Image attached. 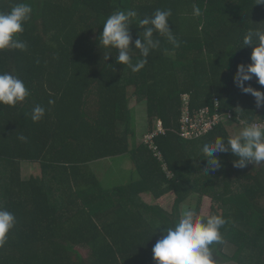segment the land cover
<instances>
[{
    "label": "trees",
    "instance_id": "trees-1",
    "mask_svg": "<svg viewBox=\"0 0 264 264\" xmlns=\"http://www.w3.org/2000/svg\"><path fill=\"white\" fill-rule=\"evenodd\" d=\"M21 2L33 8L20 35L27 51H0V73L18 76L30 92L15 107L0 105V208L16 217L0 248V264H157L153 246L194 194L197 215L209 197L207 216L228 221L223 243L212 246L214 264H264V162L256 171L238 169L231 152L218 153L222 167L212 171L201 151L205 137L226 142L227 126L236 118L199 139L178 133L182 93L190 94L193 110L219 97L246 121L264 118V107L255 101L240 103L243 92L234 82L238 65L252 62L254 46L243 39L249 31L264 30V5L257 0H0V12ZM157 9H171L169 27L179 46L154 33L160 45L141 71L117 63V50L99 46L103 22L115 12L135 10L134 48L144 31L138 20ZM137 58L139 50L133 63ZM255 79L245 86L255 87ZM134 96L148 102L153 116L148 132L159 120L166 129L155 141L175 173L171 179L142 141L131 147ZM36 105L45 115L34 123ZM124 155L132 156L136 169L125 183L115 184L104 166L101 178L93 169L101 159ZM23 161L39 163L42 175L24 179ZM228 169L236 172L240 200L235 195L224 202L215 192L230 187L219 180H228L222 174ZM169 194L171 208L163 202ZM226 244L235 247L233 254Z\"/></svg>",
    "mask_w": 264,
    "mask_h": 264
},
{
    "label": "clouds",
    "instance_id": "clouds-1",
    "mask_svg": "<svg viewBox=\"0 0 264 264\" xmlns=\"http://www.w3.org/2000/svg\"><path fill=\"white\" fill-rule=\"evenodd\" d=\"M256 4L264 5V0H257ZM195 13L200 14L199 8H195ZM32 14L33 8L24 2L15 4L8 12H0V51H27L28 45L20 39V35L25 30V24L31 20ZM171 15V9H157L152 16L139 19L138 27L143 28L144 31L140 33V38L135 40L133 48L130 26L133 18L137 17V12L135 10L115 12L103 22V32L98 38L99 46L102 49L117 50L116 62L127 66L132 72H139L148 63L152 50L160 45V41L153 38L154 33L166 37L173 45L179 46V41L169 27ZM243 44L254 46L251 53L252 62L247 66L238 65L234 82L243 93L255 97L257 108H262L264 91L252 87L251 84L245 86V82L256 77L257 82L264 86V30L249 31L244 36ZM135 50H139V58L133 63ZM110 55L104 56V59L108 60ZM29 95L30 92L24 81L18 76L7 72L0 73V105L15 107ZM49 103L52 104L54 101L50 100ZM44 115L45 108L36 105L32 109L31 119L34 123L39 122ZM242 126L244 127L239 133L229 136L226 142L217 137L214 142L203 145L201 151L207 159V169L215 171L222 167L218 153L231 152L238 158L233 161V166L238 169H243L249 164L264 162V124L245 122ZM18 139L22 142L27 141L24 135H20ZM227 223L222 215L212 214L203 217L197 215L194 209L185 208L173 227L163 229L162 237L153 246V258L157 264H214L212 246L223 243L221 230ZM15 224V215L0 208V248L8 242Z\"/></svg>",
    "mask_w": 264,
    "mask_h": 264
},
{
    "label": "built area",
    "instance_id": "built-area-1",
    "mask_svg": "<svg viewBox=\"0 0 264 264\" xmlns=\"http://www.w3.org/2000/svg\"><path fill=\"white\" fill-rule=\"evenodd\" d=\"M181 98V119L178 133L182 138L187 140L202 138L212 132L225 120H234V118H236V121L240 125H244L245 122L264 124V118L250 122L246 121V119L241 118L233 108L223 107L222 101L219 97H213L212 104H208L195 110H193L191 106L189 93H182ZM165 130L166 129L161 120H159L157 129L144 135L143 144L147 146L153 156L161 164V168L166 177L171 179L175 176V173L169 168L162 150L155 141V138L159 134L165 133Z\"/></svg>",
    "mask_w": 264,
    "mask_h": 264
},
{
    "label": "rangeland",
    "instance_id": "rangeland-1",
    "mask_svg": "<svg viewBox=\"0 0 264 264\" xmlns=\"http://www.w3.org/2000/svg\"><path fill=\"white\" fill-rule=\"evenodd\" d=\"M228 1L230 0H225V3H227ZM232 2V0H231ZM255 83V87L253 85L254 88L260 90L262 89L264 91V86L260 85L258 82H257V79H255L254 81ZM243 98L245 101H243L241 99L240 103H244L246 104L247 106H250L253 101L256 102L255 100V97H253L251 94H245L243 93ZM145 103L147 104L148 102L146 100H144ZM134 102H136V99H134ZM135 107H136V104H135ZM243 108H245V106H243ZM147 107L145 106L144 107V116H142L140 119H144L142 125H147V127L149 126V122H148V119H153V116L151 114H149L147 112ZM236 110V109H234ZM135 111H136V108H135ZM134 111V114H133V125H135V122H136V113ZM237 114L243 118L245 117L244 115L242 116L240 113L237 112ZM135 115V116H134ZM137 117L139 118V115L137 113ZM249 122V120H247ZM238 123V122H237ZM230 123L228 126H227V129L228 131H230V134L231 136H235L239 133V131L244 127L242 125H240L239 123ZM135 127V126H134ZM151 124H150V128H151ZM148 130V128L146 129ZM148 132V131H147ZM146 134V133H145ZM136 136L135 134L131 137V146H134V140H135ZM138 138V137H137ZM217 138V137H216ZM139 139V138H138ZM142 143H143V140H144V135L143 137L140 138ZM140 139H139V145H140ZM147 147V146H146ZM122 157V160L123 161H126L127 162V167H129L131 164H132V161H131V158L132 156L130 155H124V156H121ZM116 158V157H115ZM32 166H28V163L23 167L24 169L22 170V174L25 176V177H31L33 174H36L38 176H41L42 175V166L38 164V168H35L36 164H31ZM94 165V171L97 173V175L99 176V178H101V160L99 162H96L93 164ZM258 165L259 164H249L247 167H245V169L247 170H251V171H256L258 169ZM221 170V169H220ZM230 170V171H229ZM106 171H107V168H106ZM116 170L114 169H110V177L112 179H116L115 178V174H113ZM135 174L136 175V169H135V165H131L130 169H128L127 171H123L122 174V178L123 180H125L124 178L128 179L130 177V175ZM224 175H226V177H228V180H226L225 178H220L221 176H219V180L221 182L222 185H224L227 182L230 183V187H215V192H217L218 194H220L221 196L225 197V200L224 202L228 201L231 197H235V195L237 196V198H239V200L241 199V187L238 186V180H237V176H236V172L235 171H232L231 169H228L226 170L224 173H222ZM216 176H218V174H216ZM172 197L170 194L167 195V198H163V202L167 201L168 203V206L169 208H171V204H172V199L170 198ZM170 198V199H169ZM167 199V200H166ZM197 202H198V195L197 194H194L186 203L185 205L183 206V210L185 208H192L195 210L196 212V206H197ZM223 201H219V204H223L224 203ZM242 202V200L240 201ZM211 205H212V200L209 198V197H206V198H203V203H202V208H201V212H199V215L200 216H207L208 214L211 213ZM171 206V207H170ZM4 208V207H3ZM5 209V208H4ZM197 214V212H196ZM225 251L229 254H233L234 253V249L235 247L231 244H226L225 246ZM224 264H238L236 262H226Z\"/></svg>",
    "mask_w": 264,
    "mask_h": 264
},
{
    "label": "crops",
    "instance_id": "crops-1",
    "mask_svg": "<svg viewBox=\"0 0 264 264\" xmlns=\"http://www.w3.org/2000/svg\"><path fill=\"white\" fill-rule=\"evenodd\" d=\"M134 99H136V102H134ZM135 104H136V107H135ZM147 107L145 101H139L137 99L136 96L132 97V100H131V104H130V107H131V110L134 114V111H135V108H136V122H135V125H133V127L135 128V140H134V146H131L133 148L137 147V145H139V139L147 132L150 130V124L149 126L147 127V125H142V123L144 122L143 120L144 119H140L142 116H144V107ZM147 110V109H146ZM137 113L139 115V118L137 117ZM135 116V115H134ZM148 122H149V119H148ZM148 128V130H146ZM139 139H138V138ZM208 137H205L202 139V141H204V143H210V142H207L208 141ZM140 142H141V139H140ZM147 148V147H146ZM148 149V148H147ZM149 150V149H148ZM28 163V166L30 168V166H32L31 164H36L34 166H36L35 168H38V164L37 162H30V161H23L21 163V167H22V170L24 169L23 167ZM40 165V164H39ZM101 166H104L105 168H107V172H106V169L104 170L107 173H110V169H114L116 170L113 174H115V180L113 179V181L115 182V184H122V183H125L127 180L126 178H124L125 180H123L122 178V172L123 171H127L128 169H130L131 165L129 167H127V162L126 161H123L122 160V157H109V158H105V159H101ZM103 171V173H104ZM111 174V173H110ZM23 178L24 179H28L29 177H25L23 174H22ZM33 176H38L36 174H33Z\"/></svg>",
    "mask_w": 264,
    "mask_h": 264
}]
</instances>
